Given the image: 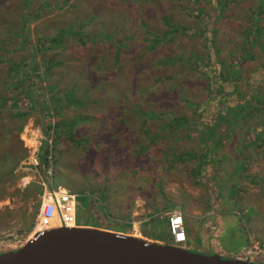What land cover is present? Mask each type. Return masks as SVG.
Masks as SVG:
<instances>
[{
	"label": "rangeland",
	"instance_id": "obj_1",
	"mask_svg": "<svg viewBox=\"0 0 264 264\" xmlns=\"http://www.w3.org/2000/svg\"><path fill=\"white\" fill-rule=\"evenodd\" d=\"M222 2L219 18L207 10L200 19L186 0H0V254L33 238L43 187L20 183L31 134L43 137L40 175L79 195V227L174 245L168 215L178 210L190 251L243 260L251 237L264 246V140L242 146L252 122L237 116L227 147L199 159L209 141L197 124L211 108L229 112L264 93V78L248 87L264 68V0ZM172 23L214 29L170 38ZM242 54L235 85L223 90L217 72L206 75ZM50 164L53 177L44 175Z\"/></svg>",
	"mask_w": 264,
	"mask_h": 264
},
{
	"label": "water",
	"instance_id": "obj_2",
	"mask_svg": "<svg viewBox=\"0 0 264 264\" xmlns=\"http://www.w3.org/2000/svg\"><path fill=\"white\" fill-rule=\"evenodd\" d=\"M0 264H255L223 259L176 245L96 227L54 228L20 249L0 254Z\"/></svg>",
	"mask_w": 264,
	"mask_h": 264
},
{
	"label": "trees",
	"instance_id": "obj_3",
	"mask_svg": "<svg viewBox=\"0 0 264 264\" xmlns=\"http://www.w3.org/2000/svg\"><path fill=\"white\" fill-rule=\"evenodd\" d=\"M137 1H139V0H132L133 3L137 2ZM205 1H206V3L203 2V5H202L200 0H186L189 7L185 8V12L186 13H195L196 17H198L200 19H204L205 17H208V15H210V13H214V12L216 13V18H219L221 16V14L225 11L224 4H223L222 0L221 1H219V0H205ZM207 10L210 13H207ZM171 25L172 26L170 28V38H174L175 36L178 37L181 35L182 36L183 35L184 36H190V37L193 35H195V36L204 35V36L210 37L209 35L213 32V29H214V28L213 29L210 28L208 30V27H207L205 30H199L197 28H192L191 26H184V25H180L177 23H172ZM257 29H258V26L256 24V21H254L253 29H252L253 33L250 34V37L251 36L254 37V34L256 33ZM66 35H67V32L65 31L62 35V38L65 37ZM81 36H82V34L79 32V29L76 27V39H77V41H78V39H80ZM161 41H162V39L156 38V40L151 41L150 45L153 46L154 43H156V44L162 43ZM210 46H211V43L209 42V48H210ZM210 52H212V54H213V51H210ZM242 58H243V54L241 56L239 55L238 60H237V58H234L232 60L234 64L228 68H225L226 67L225 64L219 65L218 60H216L217 62H214L213 63L214 65L210 64L208 67H206V71H208V73L206 75L211 76L212 73L217 72L218 74L214 76L215 80L213 79L215 81L214 83H216L217 85L222 84L223 90H225L226 86H228L231 83H233L235 85V80H238L240 78L241 67H242ZM196 62H197V59L192 61V67L195 69H198ZM223 76L226 77V81H222L220 79ZM263 78H264V68H260L256 73L253 74V78L248 82L249 89H252L253 87L259 88V82ZM50 87L52 89L54 88L53 86H50ZM214 90L217 91V86ZM214 90H213V94L215 93ZM258 92H259V97L254 98V99L251 98L250 95H248L246 97H240L241 99L238 100V102H237L238 106H234L231 109V111H229V112L225 111V105L222 103H220V106L217 110H213V108H211V114H212L211 119L208 120L207 123L201 122L202 125L197 124L199 133L202 136L203 140L206 139L209 141L206 143V146H205L206 152L207 151L208 152L206 153V155H203L202 158H199V159L203 160L208 155L209 158L207 159L208 160L207 162H210L213 159L212 154L215 153L216 149L221 150V149L227 147L228 138H231V137L233 138L238 133V130L236 129L237 116H246L244 121L252 122L251 124L253 127V129H252L253 134L251 135L250 138L244 139L242 141V146L250 147L251 142H256V141L262 142L264 140V93L259 89H258ZM232 93H234V92H232ZM61 98L64 99L63 94L61 95ZM213 99H214V96H212L210 98V100H213ZM0 100H1V103L3 102L5 104L4 97L0 98ZM210 100L203 102V105L204 104L207 105ZM73 101H74V98L70 99L69 103H72V105H73ZM62 103H64V102H62ZM76 103H77V100H76ZM82 104H83V102L77 103V105H79V106H82ZM26 108H31L30 104H27ZM246 110H248V112H246ZM244 112H245V114H244ZM202 114H204V113L202 112ZM141 116L148 118L150 116H153V114H149V112H142ZM253 117H254V119H253ZM259 135H261L263 138L261 136L259 138ZM257 138H259V139H257ZM211 142H212V144H211ZM242 161L240 160V162H242ZM43 165L46 166L45 161H43ZM238 168H240V170L244 169V167L241 165ZM99 192L102 195L103 190H99ZM232 193L235 194V191H232ZM83 200L86 201L85 204L87 206L89 204L87 197L84 196L81 198V201H80L81 206H82ZM99 200H101L100 197H99ZM82 220H83V218L81 219V216H79L78 217V226H85V224L81 223ZM97 227H99V226H97ZM156 237L162 238V236H156ZM247 245H248V241H247Z\"/></svg>",
	"mask_w": 264,
	"mask_h": 264
},
{
	"label": "built area",
	"instance_id": "obj_4",
	"mask_svg": "<svg viewBox=\"0 0 264 264\" xmlns=\"http://www.w3.org/2000/svg\"><path fill=\"white\" fill-rule=\"evenodd\" d=\"M37 132H39L37 130ZM31 142L34 144L29 147L30 156L22 163L25 172L20 183L26 188L32 182H37L43 187V191L38 195V212L35 220L33 236L54 228H76L78 223V194L70 192L67 188L53 186L46 181L43 174L40 175V147L41 140L38 135L31 134ZM53 165L47 166L45 176L53 177ZM169 231L173 238L174 245L183 247L187 243L188 236L185 228L184 215L181 211L174 210L168 215ZM243 252L242 257L245 261H252L254 257L264 256V246L261 242H254ZM249 239V240H250ZM184 248V247H183Z\"/></svg>",
	"mask_w": 264,
	"mask_h": 264
},
{
	"label": "crops",
	"instance_id": "obj_5",
	"mask_svg": "<svg viewBox=\"0 0 264 264\" xmlns=\"http://www.w3.org/2000/svg\"><path fill=\"white\" fill-rule=\"evenodd\" d=\"M248 240H249V239H247V241H248ZM249 243H250V240H249V242H248V245H249ZM248 245H247V246H248ZM247 248H248V247H247ZM254 263H255V262H254Z\"/></svg>",
	"mask_w": 264,
	"mask_h": 264
}]
</instances>
